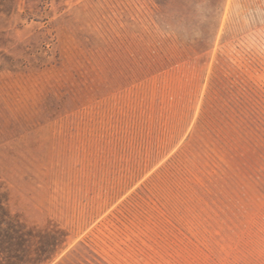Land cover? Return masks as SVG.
I'll return each mask as SVG.
<instances>
[{"label": "rangeland", "instance_id": "374dc122", "mask_svg": "<svg viewBox=\"0 0 264 264\" xmlns=\"http://www.w3.org/2000/svg\"><path fill=\"white\" fill-rule=\"evenodd\" d=\"M0 203L21 264H264V0H0Z\"/></svg>", "mask_w": 264, "mask_h": 264}, {"label": "trees", "instance_id": "16d2710c", "mask_svg": "<svg viewBox=\"0 0 264 264\" xmlns=\"http://www.w3.org/2000/svg\"><path fill=\"white\" fill-rule=\"evenodd\" d=\"M17 228L18 225L10 220L0 203V264H21L29 258L16 247V242L25 241V238L21 236L22 230ZM54 256L55 254L40 261V264H49Z\"/></svg>", "mask_w": 264, "mask_h": 264}]
</instances>
